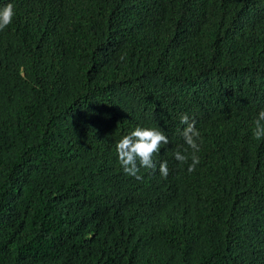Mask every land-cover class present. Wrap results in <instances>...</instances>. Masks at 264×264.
I'll list each match as a JSON object with an SVG mask.
<instances>
[{"label": "trees", "instance_id": "16d2710c", "mask_svg": "<svg viewBox=\"0 0 264 264\" xmlns=\"http://www.w3.org/2000/svg\"><path fill=\"white\" fill-rule=\"evenodd\" d=\"M8 3L0 264H264V0ZM137 126L170 141L141 180L116 152Z\"/></svg>", "mask_w": 264, "mask_h": 264}, {"label": "clouds", "instance_id": "9594fccd", "mask_svg": "<svg viewBox=\"0 0 264 264\" xmlns=\"http://www.w3.org/2000/svg\"><path fill=\"white\" fill-rule=\"evenodd\" d=\"M14 16L15 8L12 3H8L0 8V31L12 23ZM121 59H124V57H121ZM180 122L186 125L180 134L187 148L183 149V153L178 148L174 152V157L181 164H184L189 159L186 153L188 149H191L192 163L188 167V172L191 173L195 171L196 165L200 162L196 153L200 151V145L202 144L201 133L196 127L195 120L190 121L187 114L181 115ZM254 124V138L257 140L264 138V110L259 111ZM169 143L168 136L161 129L155 127H135L134 130L124 135L116 144L118 161L123 172L137 180L142 179V176L139 174L141 168L155 172L157 169L156 156L160 153V149ZM159 173L164 178H167L169 175L167 161L159 163Z\"/></svg>", "mask_w": 264, "mask_h": 264}]
</instances>
